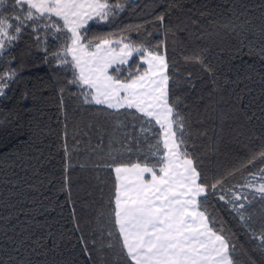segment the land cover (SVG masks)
Masks as SVG:
<instances>
[{
    "label": "trees",
    "instance_id": "trees-1",
    "mask_svg": "<svg viewBox=\"0 0 264 264\" xmlns=\"http://www.w3.org/2000/svg\"><path fill=\"white\" fill-rule=\"evenodd\" d=\"M109 2L124 4V10L108 21H89L83 30L87 38L124 36L125 42L137 44L166 39L169 74L180 84L170 88L183 100L180 110L191 124L189 151L203 182L223 181L214 194L209 189L215 226L236 246L238 264H264L249 227L218 199L264 167L260 159L248 164L264 151V0ZM170 5L176 6L164 25L156 22L155 16ZM13 7L14 0H5L0 11L10 13ZM137 25L142 26L139 31ZM165 25L172 29L166 37ZM34 36L26 28L0 58V72L10 67L17 71L6 96L0 97V264H124L114 216L110 219L114 167L142 163L137 147L146 151L156 141L136 145L126 137L133 129L123 126L130 118L105 115L104 106L84 104L81 90L67 85L71 69L50 57L45 63V44L38 45ZM62 42L49 37V53ZM129 66L134 63L122 67ZM129 147L132 151L126 152ZM253 191L245 189L252 200L245 214L253 217L250 228L259 233L264 201L259 195L253 200Z\"/></svg>",
    "mask_w": 264,
    "mask_h": 264
},
{
    "label": "snow or ice",
    "instance_id": "snow-or-ice-1",
    "mask_svg": "<svg viewBox=\"0 0 264 264\" xmlns=\"http://www.w3.org/2000/svg\"><path fill=\"white\" fill-rule=\"evenodd\" d=\"M4 4L5 0H0V8ZM14 5L10 13L7 8L0 11V58L30 28L37 44H45V63L50 57L66 71L71 69L72 78L67 85L81 90L78 95L84 104L104 106L101 111L105 115L130 118L128 124L119 120L117 123L133 129L126 137L136 145L147 144L150 138L156 141L148 144L146 151L137 147V158L142 163L121 162L114 168L115 207L110 219L114 216L124 264L129 260L131 264H238L236 246L222 227L216 228L208 208L209 189L214 194L222 188L223 181L211 185L203 182L197 159L189 151L191 124L180 110L183 100L174 97L170 88V85L179 88L180 84L169 74L166 39L156 44L150 40L138 44L125 42L128 38L124 36L118 40L88 39L83 31L88 22L108 21L124 10L125 5L120 2L14 0ZM175 6L157 14L156 22L164 25L170 8ZM141 27L137 25L136 30ZM169 32L172 29L165 25V37ZM49 37L54 42L63 41L51 53ZM260 55L264 59V48L260 49ZM194 59L200 61L199 56ZM130 61L134 67H122ZM16 76L17 71L11 67L0 72V97L6 96L5 90ZM60 91L63 93L64 88ZM155 126L158 130L154 132ZM125 151L131 152L132 148ZM109 156L116 161L115 155ZM257 159L264 160V151L249 159L248 164ZM249 175L251 180L228 188L218 199L230 205L245 222L251 238L258 241L255 250L264 255V226L259 233L252 230L253 217L245 214L246 204L252 203L245 189L254 190L253 200L259 195L264 201V167ZM258 175L259 181L254 183ZM261 224L264 225V216ZM84 250L87 252V247Z\"/></svg>",
    "mask_w": 264,
    "mask_h": 264
},
{
    "label": "rangeland",
    "instance_id": "rangeland-1",
    "mask_svg": "<svg viewBox=\"0 0 264 264\" xmlns=\"http://www.w3.org/2000/svg\"><path fill=\"white\" fill-rule=\"evenodd\" d=\"M251 179H252V178H251ZM258 181H259V175H258V177H257V180H256V181H253V182L255 183V182H258Z\"/></svg>",
    "mask_w": 264,
    "mask_h": 264
},
{
    "label": "crops",
    "instance_id": "crops-1",
    "mask_svg": "<svg viewBox=\"0 0 264 264\" xmlns=\"http://www.w3.org/2000/svg\"><path fill=\"white\" fill-rule=\"evenodd\" d=\"M115 168V167H114ZM115 173V172H114Z\"/></svg>",
    "mask_w": 264,
    "mask_h": 264
}]
</instances>
